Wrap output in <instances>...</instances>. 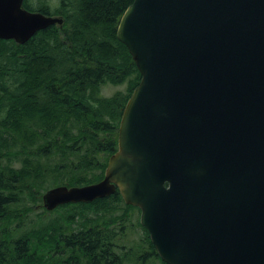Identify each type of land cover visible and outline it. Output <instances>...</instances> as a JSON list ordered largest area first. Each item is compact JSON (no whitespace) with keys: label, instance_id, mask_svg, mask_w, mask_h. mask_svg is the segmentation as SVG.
Here are the masks:
<instances>
[{"label":"water","instance_id":"water-1","mask_svg":"<svg viewBox=\"0 0 264 264\" xmlns=\"http://www.w3.org/2000/svg\"><path fill=\"white\" fill-rule=\"evenodd\" d=\"M0 0V40L63 19ZM117 39L141 75L104 179L57 186L53 211L119 191L166 264H264V0H134Z\"/></svg>","mask_w":264,"mask_h":264},{"label":"trees","instance_id":"trees-1","mask_svg":"<svg viewBox=\"0 0 264 264\" xmlns=\"http://www.w3.org/2000/svg\"><path fill=\"white\" fill-rule=\"evenodd\" d=\"M133 1L25 0L27 10L58 16L63 24L38 32L23 45L0 40V264H126L139 254L133 247L124 251L126 227L120 223L118 231L112 218L75 230L51 219L29 228L23 216L31 208H16L25 192L35 202L57 186L103 180L108 160L118 150L122 112L141 79L127 47L117 39L119 21ZM125 83L126 93L101 94L107 84ZM38 174L39 181L30 179ZM110 200L124 206L121 219L139 210L126 205L117 190L91 204H67L53 212ZM43 213L38 219L51 218L47 210ZM134 226L142 228L148 244L139 260L166 264L148 231L140 222Z\"/></svg>","mask_w":264,"mask_h":264},{"label":"rangeland","instance_id":"rangeland-1","mask_svg":"<svg viewBox=\"0 0 264 264\" xmlns=\"http://www.w3.org/2000/svg\"><path fill=\"white\" fill-rule=\"evenodd\" d=\"M118 91L126 93L127 83L123 85H118V86L107 84L101 88V94L104 97H111ZM33 159H36V158H33ZM51 161L52 160H48V159L42 160L43 163L53 164V161L52 162ZM34 164H39V162H35ZM15 166L19 168L20 163L17 162ZM67 170H69V168H67ZM56 174L57 172L55 171L52 174H50L48 178H51V176L56 175ZM59 175L60 173L57 176ZM30 179L34 182H37L41 179V176L38 174L32 177L31 175ZM22 197H23L22 201L18 205H16V208L20 210L24 209L23 207L25 206L27 208H31V210L28 213H25V215L23 214L24 215L23 219L25 220L23 224L25 227H29V228L33 227L34 222H37V225H38L40 224L41 221L50 222L51 220H56L59 222V224L66 222L69 225V229L75 230V229H80L83 226L89 228L90 226H93L95 224L100 225L103 223L104 220L108 218H112L113 220H115V223L113 224L115 226L113 227H116L118 231H120L123 226L126 227V237L123 239L121 243V246L125 247L124 251H127L128 249L132 247L134 248V252L140 251L139 254L136 255L135 259L131 258V260H129L126 264H155L156 263V262L153 263V261L151 260H145V261L139 260L140 259L139 257L145 253L144 250H146L148 246L146 242V236L142 228L134 226V224L138 225V223L140 222V213H141L140 210L128 211L127 217L121 219V216H124L125 214V210L123 208L124 206L115 200H110V201H107L106 204L98 203L90 207H82V206L68 207V208L64 207L63 209H59L58 211H55V212L52 211V213L49 212L48 213L49 215L52 214L51 218L48 215H46L38 219L39 216L44 214L43 212L45 208L43 210V208L41 207L43 204V200L39 199V201L37 200L35 202L32 200H29L27 192H25V195H23ZM71 216H74V219H72ZM120 223H123L124 225L121 226ZM119 253L121 254V256H123L124 254L122 251H120ZM156 264H159V263L157 262Z\"/></svg>","mask_w":264,"mask_h":264}]
</instances>
